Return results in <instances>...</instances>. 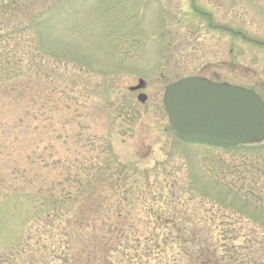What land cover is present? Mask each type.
I'll use <instances>...</instances> for the list:
<instances>
[{
  "label": "rangeland",
  "instance_id": "rangeland-1",
  "mask_svg": "<svg viewBox=\"0 0 264 264\" xmlns=\"http://www.w3.org/2000/svg\"><path fill=\"white\" fill-rule=\"evenodd\" d=\"M186 76L264 102V0H0V264L121 230L110 264H264V137L178 140L162 95Z\"/></svg>",
  "mask_w": 264,
  "mask_h": 264
},
{
  "label": "water",
  "instance_id": "water-1",
  "mask_svg": "<svg viewBox=\"0 0 264 264\" xmlns=\"http://www.w3.org/2000/svg\"><path fill=\"white\" fill-rule=\"evenodd\" d=\"M144 87L138 79L128 90ZM145 99L137 95L139 102ZM162 103L169 127L182 140L237 146L264 137V103L250 89L186 76L165 87Z\"/></svg>",
  "mask_w": 264,
  "mask_h": 264
},
{
  "label": "trees",
  "instance_id": "trees-1",
  "mask_svg": "<svg viewBox=\"0 0 264 264\" xmlns=\"http://www.w3.org/2000/svg\"><path fill=\"white\" fill-rule=\"evenodd\" d=\"M207 19H209V16L207 17ZM223 29L227 30V28L225 27H223ZM91 221L92 219L89 216L84 217L83 215L77 214V216L73 220V223L85 227V225L87 226L90 225ZM115 221L116 220H114L113 222ZM123 221H125V219ZM110 223H111V219L108 218L106 221V225L108 224L110 225ZM138 238L137 237L134 238V243L137 244L140 243ZM194 238L196 237L193 235L191 240H193ZM142 240L144 241V238ZM126 241H127V235L125 233H122V230L121 232H115V233L99 232V234H86L85 238L81 239L80 241L81 250L78 254L68 252L67 255L61 256V254H57L56 251L54 252V254L59 255L61 257H66L67 258L66 261L68 264H88V263L92 264L94 262H98L99 264H110L111 258L114 255V251L112 250H115L116 248H120L122 245L121 246L118 245L123 244ZM69 242L71 243L72 240H70ZM205 242H207L206 239ZM209 258L212 257L205 256L203 260L201 259V261L203 263H207Z\"/></svg>",
  "mask_w": 264,
  "mask_h": 264
},
{
  "label": "flooded vegetation",
  "instance_id": "flooded-vegetation-1",
  "mask_svg": "<svg viewBox=\"0 0 264 264\" xmlns=\"http://www.w3.org/2000/svg\"><path fill=\"white\" fill-rule=\"evenodd\" d=\"M259 95V94H258ZM260 96V95H259ZM261 97V96H260ZM262 99V98H261Z\"/></svg>",
  "mask_w": 264,
  "mask_h": 264
}]
</instances>
